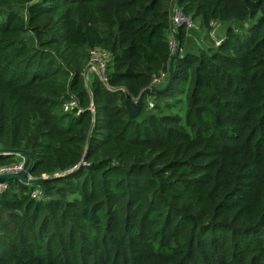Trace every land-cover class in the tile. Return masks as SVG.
Wrapping results in <instances>:
<instances>
[{"label":"trees","instance_id":"trees-1","mask_svg":"<svg viewBox=\"0 0 264 264\" xmlns=\"http://www.w3.org/2000/svg\"><path fill=\"white\" fill-rule=\"evenodd\" d=\"M173 10L223 33L187 50ZM16 149L0 264H264V0H0V166Z\"/></svg>","mask_w":264,"mask_h":264},{"label":"built area","instance_id":"built-area-1","mask_svg":"<svg viewBox=\"0 0 264 264\" xmlns=\"http://www.w3.org/2000/svg\"><path fill=\"white\" fill-rule=\"evenodd\" d=\"M170 19H171L172 25H178L181 22H185L187 25L189 23L188 19L182 17L178 11H174V10H173V13H172ZM210 24L212 26L215 25V23H213V22L210 23ZM169 46H170L171 50L174 49L175 44H174L173 40H169ZM108 57H109L108 53L105 50L101 49V48L93 47L92 49L89 50V58H88L89 62L86 65V69H88L91 72H93L94 74H96L97 77L99 78V80L103 84H106L105 64H106V62L108 60ZM161 78L154 77L151 80L150 84L151 85L156 84L157 82L160 81ZM73 105H74L73 101L65 102L62 105V110L63 111H67ZM148 105L150 106V102L149 101H148ZM23 163H24V156L16 155V158H14L13 161L0 166V174L17 173L20 170H22ZM26 178L29 181L32 180V177L29 174H27ZM6 187H7V183L6 182H0V193L3 192L6 189ZM40 195H41V192H40L39 188H34L31 191V193H30V196L33 197V198H39Z\"/></svg>","mask_w":264,"mask_h":264},{"label":"water","instance_id":"water-1","mask_svg":"<svg viewBox=\"0 0 264 264\" xmlns=\"http://www.w3.org/2000/svg\"><path fill=\"white\" fill-rule=\"evenodd\" d=\"M179 52L178 43L175 45V51L173 55L169 58L168 61V76L164 82V84L159 88H144L139 91L138 95L135 99L130 98L127 94L124 95L123 104L124 108L128 114L129 117H135L142 106L143 97L145 94L152 92V91H160L166 88V86L169 84L171 79V72H172V60L174 57H177ZM86 69H84L83 74H85ZM7 154L10 155H22L24 156V163L23 168L17 173H6V174H0V182H7L12 180H17L24 183H29L30 181L26 178L27 174H29V163L31 160V154L24 150H4Z\"/></svg>","mask_w":264,"mask_h":264},{"label":"rangeland","instance_id":"rangeland-1","mask_svg":"<svg viewBox=\"0 0 264 264\" xmlns=\"http://www.w3.org/2000/svg\"><path fill=\"white\" fill-rule=\"evenodd\" d=\"M188 23V22H187ZM221 25L219 24H215L214 26H212L209 30L207 28H200L199 25L196 22H192V23H188L187 27H188V31H187V38H186V42H185V46L184 48L187 50H196V48L198 47H203L204 45L208 44L210 38L211 37L213 40L217 41L218 38L220 36V32L219 30H221ZM99 48V47H96ZM89 59L86 62V65L88 64ZM86 69V67H85ZM93 72H91L90 70L86 69L85 74H83V79H84V83L85 85H87L89 79L91 78ZM151 97L148 96L144 97V102H148L150 101Z\"/></svg>","mask_w":264,"mask_h":264},{"label":"crops","instance_id":"crops-1","mask_svg":"<svg viewBox=\"0 0 264 264\" xmlns=\"http://www.w3.org/2000/svg\"><path fill=\"white\" fill-rule=\"evenodd\" d=\"M222 27H221V30H219V32H220V35H222V33H223V30H224V25H221Z\"/></svg>","mask_w":264,"mask_h":264}]
</instances>
